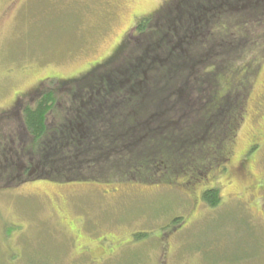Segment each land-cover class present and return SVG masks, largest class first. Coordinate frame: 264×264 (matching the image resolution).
<instances>
[{
  "label": "rangeland",
  "instance_id": "obj_1",
  "mask_svg": "<svg viewBox=\"0 0 264 264\" xmlns=\"http://www.w3.org/2000/svg\"><path fill=\"white\" fill-rule=\"evenodd\" d=\"M168 1L0 0V113L9 112L15 102L22 108L28 103L26 95L51 91L57 95L54 114L63 117V111L78 105L79 92H88L84 87L93 80L85 77L92 66L113 56L132 17L156 12ZM162 18L165 25L171 24L167 14ZM156 30L148 31V41L158 37ZM141 47L127 46L125 57L142 58ZM254 49L261 67L254 82L245 81L253 92L237 134V154L245 151L252 133L264 127V48ZM194 54L209 62L204 47ZM212 61L221 67L212 79L215 89L226 98L227 75L221 65L228 59L217 53ZM109 69L118 80L109 82L106 90L126 91L137 84L126 71ZM241 74L233 84L244 79ZM175 82L179 85V79ZM61 119L49 117V126L62 125ZM11 131L7 128L4 134ZM1 163H6L2 155ZM254 163L259 178H264V145ZM12 166L7 169L16 162ZM29 170L19 184L10 181L11 188L0 189V264H264L262 210L233 198L244 191L242 181L234 179L228 186L226 176L211 175L205 167L203 174L190 173L175 185L163 181L154 186L128 181L127 175L112 182L40 180L34 166ZM218 186H224L221 203L211 208L203 194Z\"/></svg>",
  "mask_w": 264,
  "mask_h": 264
},
{
  "label": "trees",
  "instance_id": "obj_2",
  "mask_svg": "<svg viewBox=\"0 0 264 264\" xmlns=\"http://www.w3.org/2000/svg\"><path fill=\"white\" fill-rule=\"evenodd\" d=\"M179 3L175 24L164 27L167 40L163 47L146 44L142 46V58L127 59L128 48L121 46L110 59V65L126 71L128 78L137 82H128L132 88L106 90L111 84L89 88L93 91L79 96L78 105L63 111V117L54 114L57 95L51 91L26 96L28 103L22 108L17 105L15 116L0 113V157L6 161L0 164V189L11 188L10 181L22 182L33 166L40 180L63 177V181L112 182L127 175L128 181L153 186L163 181L175 185L179 178L203 174L208 169L213 163L212 154L225 151L238 126L232 118L236 114L234 78L242 73L244 83L252 82L260 65L253 52L255 47L264 48V42L260 43L264 41V0ZM202 47L209 66L194 54ZM217 53L227 57V64L221 66L230 76L228 95L222 102L212 81L221 68L212 61ZM162 84L163 93L158 95ZM208 98L213 99L214 108L218 103L223 107L211 121L205 119ZM49 117L54 122L63 118L62 125L49 126ZM222 119L228 122L221 125ZM78 126L83 139L78 131L77 135L65 133L66 127L75 130ZM10 127V134H4ZM18 137L21 141L16 143ZM7 139L9 144H5ZM14 162L20 168L17 177L15 166L14 170L7 169ZM70 172L75 173L74 177L66 175ZM203 200L217 208L221 197L218 190H207Z\"/></svg>",
  "mask_w": 264,
  "mask_h": 264
},
{
  "label": "flooded vegetation",
  "instance_id": "obj_3",
  "mask_svg": "<svg viewBox=\"0 0 264 264\" xmlns=\"http://www.w3.org/2000/svg\"><path fill=\"white\" fill-rule=\"evenodd\" d=\"M185 1L187 3L189 0H185ZM179 2L180 0H169L168 2L164 3L162 7L158 8L156 12L144 13V14H141L140 16H136V15L133 16L132 22H130L131 27L130 28L128 27L129 29L125 31V33L122 35L120 40L117 42L118 44L117 49L121 46L127 47V46H131L134 44H138L139 46H141L140 43H146V44H151V45L156 44L160 48L163 45H165V33H164L165 23H164V18L162 17L163 15L167 14L170 19L169 22L171 24H175V19H174L175 11L176 10L180 11ZM155 28L157 29L156 31H160V33L157 34L158 37L156 38V40L153 39L152 41H148L147 40L148 39L147 34L149 33L148 31L149 30L151 31ZM160 28H163V30H161ZM112 57L113 56H111L110 59ZM110 59H108L104 64L92 66L94 68L93 71L90 72L88 76L85 77V79L90 78L89 80L92 79L93 82L92 81L87 82L88 85L84 88L91 89V88H94L95 86L96 88H98L100 87L99 85L103 87H107L109 82L111 81L114 84L116 76L112 75L111 80L109 79L110 78L109 76L112 73L109 68H112L113 66H115L114 64L110 65ZM260 67H261V64L259 65L258 71L256 75L254 76V78L257 77L258 73L260 72ZM229 78L230 76L227 75L225 80L228 81ZM254 78L252 79V82H254ZM234 87H235V90L232 91V96L234 97V102L236 105V111L234 112L236 114L233 115L232 118L233 120L236 119L235 122H238V126H237L236 131L233 132L232 138L229 140L227 144V148L225 149L224 152H222V150L214 149L216 150L217 155L212 154L213 163L207 167L208 168L207 172H210L211 175H213V173H217L218 175L226 176L228 179V183H227L228 186H232L235 183L234 179L242 181L243 182L242 184H244L245 186V189L242 192L243 194L238 193L237 195L233 196V198L236 199L237 203L244 202L249 206L254 205V206L260 207L263 213L262 216L264 218V178H259L256 172L255 163H254V157L258 155V153L261 151L264 145V127L256 129L250 136L248 140V145L245 151L242 152L241 154H237V150H236L237 137H238L237 134H238V131H240L239 129L242 125V121L245 122L246 116H248V113H249L248 107L252 99L253 90L252 88L248 89V87L244 83V79L239 80L237 84L234 83ZM245 89H247V91H245ZM92 91L93 90H89L87 93H91ZM222 91H225V90H222ZM83 92H84V89H82L79 93L82 95ZM226 93L228 95V92ZM224 99L226 98L223 96L221 98V102ZM213 103H214L213 99L208 98L204 106L205 112H206L205 119H207V121L209 120L211 121L214 117H216V114L223 111L222 104L219 105L218 103L217 107L214 108ZM14 105L15 106H13L9 110V112H11L15 116L16 102ZM258 106L261 107L262 104L258 103ZM226 122H228V120L222 119L221 125H225ZM76 131L80 133L81 126L76 127L75 130L74 129L69 130L67 127L65 129V133L75 132V135H77ZM62 133L64 134V132ZM80 136H82L81 138L83 139V135H80ZM14 174H15V177L19 176V172L14 173ZM207 180L211 181L209 177H207ZM223 189H224V186L211 187V190H218V192H220ZM244 196L248 198H245Z\"/></svg>",
  "mask_w": 264,
  "mask_h": 264
}]
</instances>
